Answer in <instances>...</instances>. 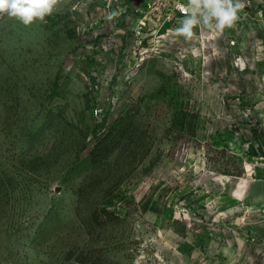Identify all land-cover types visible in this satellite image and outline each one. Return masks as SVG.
<instances>
[{
	"label": "rangeland",
	"instance_id": "1",
	"mask_svg": "<svg viewBox=\"0 0 264 264\" xmlns=\"http://www.w3.org/2000/svg\"><path fill=\"white\" fill-rule=\"evenodd\" d=\"M146 1L0 16V264H264V0L189 39Z\"/></svg>",
	"mask_w": 264,
	"mask_h": 264
},
{
	"label": "clouds",
	"instance_id": "2",
	"mask_svg": "<svg viewBox=\"0 0 264 264\" xmlns=\"http://www.w3.org/2000/svg\"><path fill=\"white\" fill-rule=\"evenodd\" d=\"M61 0H0V16L29 26L36 21L43 22L60 5ZM248 5L245 0H186L181 7L183 19L174 29L175 33L192 38L194 29L223 32L239 19V12Z\"/></svg>",
	"mask_w": 264,
	"mask_h": 264
},
{
	"label": "built area",
	"instance_id": "3",
	"mask_svg": "<svg viewBox=\"0 0 264 264\" xmlns=\"http://www.w3.org/2000/svg\"><path fill=\"white\" fill-rule=\"evenodd\" d=\"M186 0H147L137 22L138 32L159 31L183 19L184 10L181 7ZM236 65L242 67L244 61L237 57Z\"/></svg>",
	"mask_w": 264,
	"mask_h": 264
},
{
	"label": "crops",
	"instance_id": "4",
	"mask_svg": "<svg viewBox=\"0 0 264 264\" xmlns=\"http://www.w3.org/2000/svg\"><path fill=\"white\" fill-rule=\"evenodd\" d=\"M261 173L264 175V166H263V168H261ZM262 181L264 182V178H262ZM262 201L264 202V190H263V198H262ZM253 224H254L253 225L254 228H256L255 226L260 225V229H259L258 234L260 235V237H262L264 239V220H260L259 222H255L254 221Z\"/></svg>",
	"mask_w": 264,
	"mask_h": 264
}]
</instances>
